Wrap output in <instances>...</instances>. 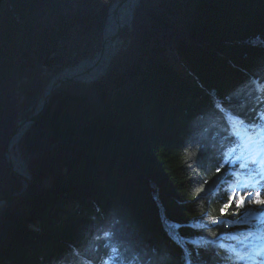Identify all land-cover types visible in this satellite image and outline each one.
I'll list each match as a JSON object with an SVG mask.
<instances>
[{
  "label": "trees",
  "instance_id": "obj_1",
  "mask_svg": "<svg viewBox=\"0 0 264 264\" xmlns=\"http://www.w3.org/2000/svg\"><path fill=\"white\" fill-rule=\"evenodd\" d=\"M116 1L0 0V198L22 185L3 154L19 100L13 87L29 116L49 77L101 39ZM132 23L108 73L91 85L65 83L22 136L33 181L0 208V264H99L116 242L135 264L246 255L243 240L259 224L243 209L235 218L220 209L242 163L233 151L244 135L238 115L264 126V0H140ZM81 204L95 205L98 217L77 214Z\"/></svg>",
  "mask_w": 264,
  "mask_h": 264
},
{
  "label": "snow or ice",
  "instance_id": "obj_2",
  "mask_svg": "<svg viewBox=\"0 0 264 264\" xmlns=\"http://www.w3.org/2000/svg\"><path fill=\"white\" fill-rule=\"evenodd\" d=\"M264 118V116H262ZM239 124L243 127L244 134L247 140L250 143H256L259 140H264V126L259 125L255 122L246 124L245 121L240 120L237 117ZM249 129H257L255 132H249ZM233 135L239 136L240 133L238 131H234ZM243 139V137H242ZM235 151V149H233ZM262 152L264 149L257 151L252 158L243 162L239 165L241 169H248V172L245 174L244 180L240 181L237 178L238 183L237 186L241 191H245L249 187L255 189L254 192H247L246 195H241L237 198L236 189L233 188L231 195L228 196V202L223 205L220 209L221 217L225 215H232L233 218L237 217L238 210L244 209L246 202L248 204L255 203L256 205L264 208V196L261 195V191H264V156H262ZM237 159H241V157H237ZM250 165H254L255 167H250ZM220 169H217L219 171ZM242 184V187L240 185ZM235 204L237 212L229 213V209L232 205ZM246 214H250L249 210H245ZM213 224H224L226 227H231V223H226L220 218H213L211 220ZM261 223H264V219L261 220ZM106 236H111L114 234L106 233ZM109 248V252L106 254L107 258H102L99 264H135V261H128L127 258L122 259L120 245L118 242L113 243L111 245H106ZM248 260H252V264H264V249H260L255 253V258L249 255H239L236 254V259H232L229 257V264H240L241 261L247 262ZM89 264H93V262H89Z\"/></svg>",
  "mask_w": 264,
  "mask_h": 264
},
{
  "label": "rangeland",
  "instance_id": "obj_3",
  "mask_svg": "<svg viewBox=\"0 0 264 264\" xmlns=\"http://www.w3.org/2000/svg\"><path fill=\"white\" fill-rule=\"evenodd\" d=\"M139 3H140V0H139V2H138L137 6L139 5ZM113 4H114V3H113ZM136 8H137V7H136ZM134 14H135V13H134ZM105 22H106V19H105V21H104V24H105ZM104 24H103V27H104ZM132 25H133L132 22H131L130 25L126 24V25L123 26V28L126 29V32H123V29L120 31V33H119V41H120V43H119L118 45L115 46V47H116V48H115V54L112 56L110 62L107 64V66H106V70L104 69V73L100 74L96 79H94V80H92V81H90V82H86V83H84V82H77V81H76L77 83H81V84H83V85H91V84H93V83H95V82L101 80V79H102V78L108 73L109 68H110V66H111V64H112L113 59L116 58L118 55H120L123 51H125V50L128 48V47H127V46H128V45H127V42L130 41V39L132 38L134 32H133V31H132V32H128V34H129V36H128V35H127V31H130V30H131V26H132ZM102 30H103V28H102ZM102 30H101V32H102ZM133 40H134V37H133ZM133 40H132V41H133ZM92 43H93V46H91V48H90V50L88 51V53L86 54V56L79 58V59L77 60V62L74 63V64H72V65H67V66L64 67L62 70L66 69V68H70L71 66L78 65L80 62H83V61H84V62H85V61H89V60L95 58V57L97 56V54L100 52L101 48H102V45H103V43H102V37H101L100 40H98V39L93 40ZM126 45H127V46H126ZM61 46H62V48L64 49L65 47H67V44L64 43V44H62ZM86 46H87V41H83V42L80 43L79 48H80L81 50H84ZM59 47H60V46H57V47H54L53 49H51V50L48 52L46 58L44 59L43 67H42V68L45 67V68H47V69H46L45 72H43L42 74H40V78L43 76V77H42L43 80H44V79L46 80L45 77H46L48 74H51V73H52L51 70H50L49 68L52 67L53 65H55V63H57V62L59 61L60 55H58V54L55 53V52H57V51L60 49ZM169 48H171V49H170V53H173V51H175L176 44H175L174 46H171V44H169V45H168V50H169ZM176 51H177V50H176ZM173 54H175V53H173ZM49 55H50V56H49ZM47 59H52L53 61H52L50 64H46L45 61H47ZM81 64H82V63H81ZM62 70H61V71H62ZM61 71H60V72H61ZM58 73H59V72H57L56 74L50 76L51 78L49 77V79L45 82V86H44L43 92H42L41 95H40V99L42 98V95H43V93H44V91H45L47 85H49L51 79H52L54 76H56ZM181 77H182L183 79H185V75H183V76H181ZM186 78H188V77H186ZM71 82H75V81H72V80H70V81H66V82H64V83L62 84V86H63L65 83H71ZM60 87H61V86H60ZM60 87L56 88V89L54 90V92H55L57 89H59ZM16 88H17V86H14L13 89H12V91H13V93H14V95H15V99H17V98L19 99V100H17V101H18L17 111L15 112V126L13 127V130L10 132L8 138L10 137V135L12 134V132L17 128L18 123H19V122H22V121H26V120H28L29 117L32 116V115L36 112V110H37L38 108H40V107L43 105V102H44V100H45V97H44V98L42 99L41 103H40V104H37V106L35 107V109H34V111H33L32 114H30V115L27 116V117H23V112H24L25 110H24V107L20 105V103L23 102V100H21V99L19 98V94H18V92L15 91ZM202 92H203V90H202ZM51 94H52V93H51ZM51 94L49 95V103H50V96H51ZM199 97H201V96H199ZM40 99H39V101H40ZM38 103H39V102H38ZM49 103H48V105H49ZM210 104H215V102H214L212 99H210ZM48 105H47V107H48ZM47 107H46V109H47ZM46 109H45V110H46ZM45 110H44V111H45ZM24 114H25V113H24ZM26 114H27V113H26ZM40 115H41V114H40ZM38 118H39V117H38ZM33 123H34V122H33ZM33 123L30 124V125H28L27 128H25L23 134L21 135V137H20L19 140H18V144H19V142H20L22 136H23V135L25 134V132H26V131H27V130L33 125ZM8 138H7V140H8ZM6 142H7V141H6ZM5 144H6V143H5ZM18 144H17V146H18ZM17 146H16V147H17ZM4 149H5V147H4ZM17 151H18V153H17L16 157L18 158V157L21 155V157H22L24 163H25L26 166H27V169L29 170L28 165H27V162H26L25 158L23 157L22 153L19 151V148L17 149ZM3 154H4L5 164L9 167V165H8L6 159H5V152H4ZM9 169H10L12 172H14L10 167H9ZM14 173H15V172H14ZM29 173L32 175V173L30 172V170H29ZM15 174L18 175L17 173H15ZM66 175H67V173H66ZM18 176L21 178V182H22L21 184H22V185H21V188H20L17 192L21 191V190L24 188V185H25L24 182H23L22 177H21L20 175H18ZM32 181H33V175H32ZM0 183H1V181H0ZM31 184H32V183H31ZM30 187H31V186H30ZM29 189H30V188H29ZM28 191H29V190H28ZM254 191H255V189L249 187V188L246 189L245 191H240L239 195H237V198H239V196H241V195H246L247 192H254ZM14 193H16V192H14ZM27 193H28V192H27ZM27 193H25V194H27ZM12 194H13V193H12ZM25 194H23V195H25ZM66 195H67V194H66ZM261 195L264 196V191H261ZM19 197H20V196H19ZM19 197H17L16 200H17ZM2 198H4V197H2ZM89 198H90V197H89ZM118 200H119V195L116 194V195H114V196L111 197V199H110V203H112V204H114V205H117V203H119ZM14 201H15V200H14ZM2 206H5V205H4V204H3V205H0V207H2ZM78 206H79V205H78ZM78 206H77V209H76V213H77V214H80V215H81V214L85 213V211H86L87 214L93 212L91 215H88V217H90V218H92V219H94L93 217H98V215H94L95 213H98V212H97L98 209L95 207V205L93 206V204H90L91 207H88L89 209H88V208H85V205H84V204H81L80 207H78ZM244 209H245V210H246V209L249 210V212H250L249 215H252L253 217H254V216H257V213L264 214V208H261L260 206L256 205L255 203L248 204V203L246 202V204H245V208H244ZM0 213H1V210H0ZM106 214H108L109 216H112V212H111V210L108 209V210L106 211ZM92 215H94V216H92ZM201 240H203V239H201ZM13 248H14V247H13ZM242 250H245V251L249 250V246L244 247ZM70 251H71L70 253L76 254V251L73 250V247H72V249H70ZM68 256H69V258H71V254H68ZM73 256H74V255H73ZM69 264H70V262H69ZM72 264H73V263H72Z\"/></svg>",
  "mask_w": 264,
  "mask_h": 264
},
{
  "label": "bare ground",
  "instance_id": "obj_4",
  "mask_svg": "<svg viewBox=\"0 0 264 264\" xmlns=\"http://www.w3.org/2000/svg\"><path fill=\"white\" fill-rule=\"evenodd\" d=\"M118 2H120V5ZM137 4H138V0H117L116 2H114V4H112L111 7L108 8L106 22L101 32L102 43H103V47H102L103 51L101 55L89 61H85L82 64L75 65L64 71L59 72L58 73L59 75L56 80L73 78V79H81L83 81H90L98 77L100 74L104 73V69L106 68L107 64L110 62L112 56L115 54V48H116L115 46L120 43L119 37H117L116 35L117 30L120 29L118 27L122 25L121 26V30H122L124 25L131 24L134 18V13ZM118 5L119 7H117ZM248 78H250V81H252L254 78L255 82L258 81L261 82V80H259L260 78L252 77L251 75ZM248 78H246V80ZM242 85L244 86V83ZM43 98L44 97L40 99L38 104L41 103ZM252 99L254 101H257L258 97ZM238 117L240 120L245 121L243 116L238 115ZM237 122L239 121L237 120ZM262 122L264 123V118ZM255 131H257V129L249 130V132H255ZM18 133H22L21 128L18 129ZM246 139H247L246 136H244L242 139V144H241L242 146H246L248 144ZM258 142H261V140H259ZM17 144H18V140H14L13 144L11 142V150L9 156L13 159L14 164L17 167L21 168V164L18 158L16 157L18 153ZM249 145L252 146L251 143Z\"/></svg>",
  "mask_w": 264,
  "mask_h": 264
},
{
  "label": "water",
  "instance_id": "obj_5",
  "mask_svg": "<svg viewBox=\"0 0 264 264\" xmlns=\"http://www.w3.org/2000/svg\"><path fill=\"white\" fill-rule=\"evenodd\" d=\"M138 2H139V0H138ZM118 3H119V5H120V2H118ZM119 5H118L117 7H119ZM110 7H111V6H110ZM121 26H122V25H120V26L118 27V28H120V29L117 30V34H116L117 37H119V33H120V30H121ZM102 47H103V45H102ZM102 51H103V48H101L100 52L97 54L96 57L100 56L101 53H102ZM49 56H50V55H49ZM52 61H53L52 59H47V61H45V62H46V64H50ZM83 62H84V61H83ZM83 62H80L79 64H81V63H83ZM71 67H73V66H71ZM66 69H68V68H66ZM66 69H64V70H66ZM64 70H62V71H64ZM105 70H106V68H105ZM58 75H59V74H57L56 76H54V77L51 79L49 85H47V87H46V89H45V91H44V93H43V95H42V97H45V100H44V102H43V105H42L40 108H38V109L36 110V112H35L32 116L29 117L28 120L23 121V122H19V123H18L17 128L12 132V134L10 135V137L8 138V140H7L6 144H5V149H4V152H5V159H6L7 163H8V165H9V167H10L15 173H17L18 175H20V176L22 177L23 182H24L25 185H24V188H23L21 191L16 192V193H13V194H10V195H8V196H6V197H4V198H0V205H3V204H4L5 206H7L8 204H10V203L13 202L14 200H16L17 197H19V196H21V195L27 193L28 190H29V188H30V186H31V183H32V175L29 173V170L27 169V166H26V164L24 163V161H23L21 155L18 157V160H19V162H20V164H21V168L17 167V166L14 164L13 159L9 156V154H10V150H11V142H12V144H13V141H14V140H19V138H20L21 135L23 134L25 128H27L28 125H30V124H32L33 122H35V121L37 120V118L40 116V114H42V113L44 112V110L46 109V107H47V105H48V103H49V95H50L51 93H53L54 90H55L56 88L62 86V84H63L64 82H66V81H70V80L75 81V82H76V81H77V82H84V83L92 81V80H90V81H83V80H81V79H73V78H67V79L56 80L57 77H58ZM96 78H97V77H96ZM96 78H94V79H96ZM94 79H93V80H94ZM53 81H54V82H53ZM19 128H21L22 133H18V129H19Z\"/></svg>",
  "mask_w": 264,
  "mask_h": 264
}]
</instances>
